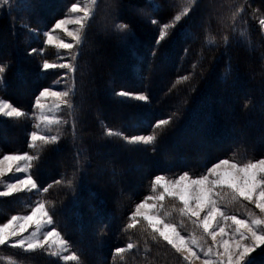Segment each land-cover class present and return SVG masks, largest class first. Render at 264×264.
<instances>
[{"label":"trees","instance_id":"1","mask_svg":"<svg viewBox=\"0 0 264 264\" xmlns=\"http://www.w3.org/2000/svg\"><path fill=\"white\" fill-rule=\"evenodd\" d=\"M76 1L26 0L22 8L17 3L12 5L15 11H0V66L6 67L1 74L0 97L23 113L31 110L33 97L54 75L42 70L43 62L51 63L55 53L40 40L38 33L49 30ZM181 5L184 7L180 8ZM185 9L188 15H182L176 22L174 17ZM152 19L159 24H152ZM261 20H264V0H250L249 5L246 0H96L83 42L71 62L76 66L73 73L75 94L71 101H77L72 110L92 121L96 114L87 108L88 105L93 109L108 107L112 116H125L127 126L141 120L142 130H149L154 118H171L169 125H177L176 130L159 142L162 158H156L154 164L155 169L164 172L188 169L192 166L190 160L194 163L203 159L205 165L206 161L217 160L218 147L223 148L224 154L235 150L247 155L252 151L254 154L264 151V30ZM121 23L128 25V29L120 31L117 25ZM164 23H173L175 27L170 28L167 37L157 45L159 28ZM32 49L37 52L29 55ZM82 64L88 68L84 72ZM56 74L53 80H59ZM186 76L188 79L184 80ZM119 92L144 94L149 100L146 105L119 102L115 99ZM100 118L103 119L102 115ZM20 119L1 120V147L10 151L19 148V135L30 129ZM112 122L105 127L123 131L115 125V118ZM86 133L92 135V130ZM96 133L101 139L91 146L86 142V146L90 153L92 149L96 157L93 160L98 166L109 167L101 170L102 176L94 177L95 182L99 178L103 183L72 188L74 197L71 198L67 195L56 197V194L52 209L58 214V221L61 219L59 226L66 233L65 239L79 256L88 264H107L110 243L121 247L124 242L121 227L128 209L125 210V205L121 206L118 200L124 199L126 194L128 198L138 197L140 180L135 175L137 168L133 169L138 159L121 148L104 146L102 127L97 128ZM81 134L77 131V140L82 138ZM77 140L75 146V143L68 144L60 139L54 147L40 154V162L45 164L39 167L38 174L44 185H55L63 171L72 172L67 167L61 171V167L63 158L73 164L80 155L82 149ZM221 142L223 145L218 144ZM240 146L244 150H239ZM201 147L205 151L195 154V158L194 150ZM105 161H109L108 164ZM120 164H125L124 177L131 175L133 181L118 188L119 183L113 176ZM197 165L201 166L202 162ZM90 176V173L80 175L86 180ZM107 183L114 190H121V194L112 198L111 192L104 187ZM18 208L15 196L0 199L1 217L17 213ZM150 237L148 231L142 237L144 248L151 250L156 245L160 252L166 250L163 243H152ZM165 253L171 255L170 250ZM254 256V264H264V250ZM170 263L178 264L174 258ZM0 264L59 263L47 255L34 256L0 247Z\"/></svg>","mask_w":264,"mask_h":264},{"label":"snow or ice","instance_id":"2","mask_svg":"<svg viewBox=\"0 0 264 264\" xmlns=\"http://www.w3.org/2000/svg\"><path fill=\"white\" fill-rule=\"evenodd\" d=\"M4 3H11V0H4ZM95 3V0H93ZM71 13H83L81 16L73 18L58 19L52 29L46 32V40L44 43L51 44L54 40L53 32L57 29L64 32L75 43L58 42V47L66 50L78 48L84 39L85 29L89 20L93 16L91 9L81 7L79 4L73 3L68 9ZM188 15L185 9L181 15H176L174 20L179 22L181 16ZM152 24L158 25L156 19H152ZM68 24H75L79 27L75 31L68 29ZM264 25V20L260 21ZM126 24H118L120 31L128 29ZM173 23H164L159 28V35L156 44L159 45L169 34L168 30L174 28ZM37 49H32V53ZM75 59V56L72 57ZM55 68H66L71 72L76 71V66L71 63L53 64L44 61L42 70L47 71ZM6 67L0 66V74L5 73ZM187 80L188 77H183ZM75 94L73 88L68 90H52L45 88L40 91L36 97V107L41 109L45 105L41 103V99L45 97H56L69 109H73L71 97ZM119 96H130L132 94L119 92ZM137 101L147 102L149 97L144 94H136ZM0 115L7 117H21L25 115L21 110L13 107L11 104L0 101ZM41 119L52 124L53 120L41 116ZM171 122V118L158 121L153 127L161 128ZM61 123V121H55ZM108 136L122 135L107 131ZM126 143L131 145L152 144L156 137L154 135H139L133 137H122ZM32 142L42 141L45 144L56 143L58 136H45L31 133ZM35 145L29 144L32 148ZM37 157L24 155H3L0 158V177H4L8 173L25 172V168L19 166V162H30ZM15 169V171H14ZM55 183H60L56 181ZM40 191L37 181L31 174L16 178L12 182H8L4 190H0V197H10L16 193L23 191ZM49 189L44 188L42 191L47 192ZM151 191L155 195H148L143 201L135 206V210L128 217L129 222L126 228L135 229L138 225L146 227L150 230L151 238L159 240L170 246L175 253L182 256L186 264H254L255 256L260 250H264V158L256 160H247L245 162H237L236 160L220 159L206 169L199 176H193L189 172H183L174 178L167 177L163 174L156 175L151 180ZM230 195L233 202L243 200L255 206L259 210V214L250 213L247 219L238 218L236 215L228 214L222 204L226 196ZM166 198L177 202L179 206L173 205L172 209L165 208L164 202ZM151 202V203H150ZM172 212H177L179 216L187 218L196 229L202 230V235L197 236L195 233L184 236L181 234L177 224L170 219ZM55 221L50 214L43 201L35 204L31 208L29 214L12 215L11 218L0 225V246H9L11 248H19L25 252H35L45 249L50 251V255L59 256L61 252L68 250V242L63 239L61 233L52 227ZM35 225L36 230L31 233V238H24V233ZM43 228L50 230L43 231ZM210 238L211 245L202 244L201 241ZM136 245L128 243L126 248L121 247L115 250L116 255H121L128 250H132ZM202 254V255H201ZM65 261L77 260V255L63 256Z\"/></svg>","mask_w":264,"mask_h":264},{"label":"rangeland","instance_id":"3","mask_svg":"<svg viewBox=\"0 0 264 264\" xmlns=\"http://www.w3.org/2000/svg\"><path fill=\"white\" fill-rule=\"evenodd\" d=\"M13 1L14 2H11V3H4V0H0V11L1 12L5 11L7 13L15 11L16 9L12 8L11 7L12 5H14L15 3L22 5L26 2V0H13ZM246 2L248 3V5L250 4V0H246ZM74 3L79 4L81 7H87L91 9L92 12H93V8L95 5V3H93V0H77ZM22 7H24V5H22L21 8ZM70 7L71 6H69V8ZM183 7L184 5H181L180 8H183ZM68 9L66 13L64 14V16L61 17L60 19L66 18V17L73 18L76 16L83 15V13H71L68 11ZM16 13L18 16L20 15V13L18 12ZM52 27L49 30H51ZM67 27L69 30L75 31L79 26L75 24H68ZM262 28L264 30V25H262ZM49 30L38 33V35H40V40L43 43L46 40V36L44 34L48 32ZM52 34H53L54 40L51 44H47V46H50L53 49V52L55 53V58L51 63L53 64L71 63L72 57L75 55L77 48H74L71 51L66 50V49H61L58 47V42L63 41V42L73 43V44L75 42L72 41L69 36H67L64 32H62L59 29L55 30ZM33 35L37 36V33L33 32ZM85 65L86 64H82L83 72L84 70L88 69ZM57 69H60V71H56ZM90 69L92 68L90 67ZM44 72L47 75L54 74L50 76L49 79H47V81H50V82L45 86V88L52 89V90H68L70 88H73V72H71L69 69L55 68V69H50ZM56 73H58L59 75L58 77L59 80H53V79H56L57 77ZM1 81H2V78L0 74V82ZM84 90L85 89H83V91ZM40 91L36 94V96L33 97V100H32L33 103L29 107L31 108V110L27 113H24L25 115L18 117V118L0 115V122L3 119L12 120V119L21 118L20 122L23 123L24 126L30 127V129L28 130L26 134L19 135L18 138L20 140L17 143V147H19L18 149L16 148L10 151V150H7L9 148L5 149L0 146V158H2L3 155H16V154H19V155L28 154V155L37 157V159L30 162V167L28 166L29 162H26V161L19 162V166L22 168H25V172L15 173V175L13 173H8L4 177H0V190H4L8 182H12L16 178L23 177L26 174H31L34 177L40 189V191H37V190L23 191L20 193H16L10 197H0V199H4V198H11L15 196V199L18 200V204H19V208H18L19 211L17 213L10 214L6 217L0 216V220H1L0 225L7 223V221L11 218L12 215L29 214L31 211V208L35 206V204L43 201L55 221L52 227H55L61 233V236L63 237V239H65L66 233L59 226L60 225L59 223H61V219L59 218V221H58V214L52 209V204H53V201L58 196L66 197L67 195V198L74 197V194L71 189L72 188L78 189L81 184L85 186L86 184L90 185V184H96L97 182L100 183L101 179L98 178L96 180L97 182H95L94 177L102 176L101 170L102 169L108 170L109 167H106V168L103 166L100 167L94 162L93 157H95V155L93 154L92 149H91V153L89 152V149L86 146V142L89 143L91 146V144H94L95 141L100 140L101 138L98 137L96 130L97 128L102 127L101 134H104V137H105V138H102V142L104 143V146H109V147L112 146V147L121 148L124 152L127 153V155L130 154L131 156L138 159L135 161V167L133 169L137 168L135 175L138 177V181L140 180L137 184L138 191L136 195H138V197L132 199V198H128L127 197L128 194H126L124 199L118 200L121 206L125 205L126 207L125 210L128 209L126 211L127 216H124V219H125L124 226L121 227V234L124 232V235H123L124 242L121 244V247L126 248L128 243H134L136 247L133 248L132 250L126 251L125 253L121 255H116L115 250L121 247H118L120 246L119 244L116 245L115 242H111L110 252H108V256H107V264H161L164 262H167L166 264H171L170 262L173 260V258H174L175 263L186 264V262L183 261L181 255L175 253V251L171 249L170 246H168L162 241H159V240L154 241L153 239H150L152 243L160 242L164 244V247L166 250H163L161 252L156 248V245H154L151 250L148 248H144V244L142 243L141 239L146 234L147 231L150 233V230H147L146 227H142L141 225H138L135 229L129 230L126 228V225L129 222L128 217L135 210V206L141 201H143L146 196L155 195V193L151 191V180L156 175L163 174L167 177L174 178L175 176L182 174L183 172H189L193 176H199L202 173H204L208 167H210L213 163L218 162L220 159H230V160H236L237 162H245L250 159L256 160V159L264 158L263 150L257 154H254V152L252 151L250 154L248 153V155L247 153H239V151L237 150H235L234 152H230L229 154L227 153L224 154V152H222L223 148L219 149L218 147L216 151H217V155L219 158L217 160L216 158H214L212 161L211 160L206 161V165L204 164L203 159H198L194 163H191V160H190V165L192 166H190L188 169H184V168L175 169L171 172L160 171L154 168L155 161L157 160L156 158L158 157L162 158V154L160 153V151H162V147L161 145H158V144H160L159 142H161L163 139H166V137L169 134H172L174 130H176L177 125H174L171 123L170 125L167 124V125L162 126L161 128H154L153 126L158 121L164 120L163 118L162 119L154 118L150 122L151 128L149 130H142L141 124H140L141 120H137L133 122L132 123L133 126L132 124H130V126H127L126 124H124L125 116H121V115L112 116L111 111L108 107H105V108L100 107V109H93L92 106H89V105L87 106V108L91 110L92 112H94L96 116L92 119V121H88L85 119L83 114L79 113L77 110L76 111L74 110V112L73 110H69L62 103V101L56 97H45L41 99V103L45 105V108L43 109V112H42L41 109L36 107V97L39 96ZM135 95L136 94H132L130 96H119L117 93L115 99L119 102H123V103L129 102L134 105H138L139 103H145V105L147 104V102L137 101L135 99ZM0 101H5L13 106L12 103H10L9 101H7L6 99L2 97H0ZM81 102H82V99H80V103ZM72 104L76 105L77 101L76 100L72 101ZM76 107L78 108L79 104ZM42 115L52 119L53 123L48 124L46 120L41 119ZM101 115L104 120L100 118ZM114 118L117 121V124L115 125H118L123 131L118 130V131H112V132L119 133L122 135L108 136L107 131L109 129H107L105 126L110 125V123L113 124L112 121ZM55 121H61V123H55ZM142 121H145V120H142ZM210 123L211 122L207 123V125H210ZM242 127H246L250 129V126L242 125ZM88 130H92V135L90 134L87 135L86 131L88 132ZM77 131H79V133H82L81 134L82 138H79L78 140H77L78 138ZM33 132H37V134L45 135V136H52V135L58 136L59 137L58 141L62 139L66 141V143L68 144H74L76 140L78 141V146L82 149L80 151V155L77 158H75V161L73 162V164L70 160L67 161L65 160L66 158H63L64 162H62L61 171L67 167L69 168L67 170H70L72 172L71 173L70 172L67 173L64 171L61 172L62 174L61 176L59 175V178L57 180V181H60V183H55V185L54 184L44 185L43 184L44 180H42L40 175L38 174L39 167L45 164V162H42L41 164L40 162L41 158L39 157L40 154L46 151L49 147H54L57 142L49 143V144H45L42 141L32 142L30 137H31V133ZM66 134H69V135H66ZM139 135H154L156 139L150 145H143V144L131 145V144L126 143V141L122 138V137H133V136H139ZM237 136L239 137L241 135L238 134ZM230 140H228L229 143H230ZM30 143H33L35 146L30 148L29 147ZM107 143L111 145H108ZM218 144L223 145L222 142ZM75 146H76V143H75ZM242 148L243 147L240 146L239 150H244V148L243 149ZM194 151H195L193 152L194 155L200 154L201 152L203 153L205 151V148L201 147L198 151L196 150ZM121 155H122L121 152H119L118 157H120ZM195 158H196V155H195ZM105 162L108 164L109 161H105ZM201 162H202L201 166L197 165L198 163H201ZM124 169H125V164L121 166L120 169H117L118 172L113 176L114 180H117L119 183L118 188L123 187L124 185L126 187L129 182L133 181L131 179V175H129L128 177H124ZM82 173L84 175H87L88 173H90L91 176L88 177V180H86L85 177L83 178L80 177ZM103 181L107 182L106 180H103ZM104 187L111 192V196H113L112 198H114L115 196L118 197V195L121 194L119 193L121 190L118 191V188L114 190V188H112L110 184L108 185V183L107 185H104ZM44 188H48L49 190L47 192H43L42 190ZM56 194L57 196L55 197ZM164 205H165V208L169 210L172 209L173 205L179 206L176 201L169 199V198H166ZM222 207L228 214L236 215L238 218H243V219H247L250 213L257 214V215L259 214V210L256 209L254 205L249 204L247 201H243V200L233 202L231 200L230 195L226 196L222 204ZM59 217H60V214H59ZM170 219L173 223L177 224L182 235L189 236V234L191 233H195L197 236L202 235V230L196 229L194 225L187 218H183L179 216L177 212H172ZM35 230H36V226L32 225L29 228L28 232L23 234L24 238H31V233ZM47 230H50V229L49 228L42 229L40 233L41 237H42V232L47 231ZM141 231H143V234L140 233ZM66 241L68 242V240ZM129 241H132V242H129ZM201 243L206 244V245H211L212 241L210 238H205L204 240L201 241ZM68 245H69L68 250L61 252L59 256L50 255V251L55 250V246L53 247L52 250H49L47 246H45V249L37 250L35 252H25L22 249L11 248L7 245L0 246V247L11 248L14 251H17L18 253H27V254L34 255V256L35 255L37 256L47 255L49 257H52L59 264H62V263L63 264H88L86 263L84 258L79 256L80 254L77 253L76 249L71 247L69 242H68ZM167 250H170V253L173 257L170 254L165 253V251ZM74 253L77 255V260L65 261L62 259L63 256L72 255ZM253 255H256V253H254ZM195 264H199V261H196Z\"/></svg>","mask_w":264,"mask_h":264}]
</instances>
